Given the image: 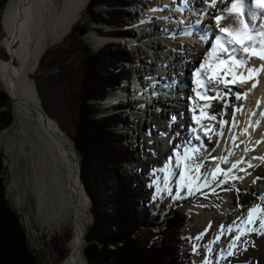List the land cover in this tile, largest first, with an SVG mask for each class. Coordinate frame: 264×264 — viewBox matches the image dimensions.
<instances>
[{"label":"bare ground","instance_id":"bare-ground-1","mask_svg":"<svg viewBox=\"0 0 264 264\" xmlns=\"http://www.w3.org/2000/svg\"><path fill=\"white\" fill-rule=\"evenodd\" d=\"M90 2L91 0H8L1 16L4 31L1 46L7 58L0 59V84L8 97L13 123L4 131L5 133L2 132L0 142L5 144L7 151L13 149L28 163L24 172L27 190L25 189L23 195L17 198L18 207L23 206L29 190L35 193L37 217L42 232L47 234L45 236H48L49 242L58 241L57 248L53 245L55 248L47 250L46 264H89L85 256V247L86 235L93 221L92 201L81 177L80 158L75 144L50 117L49 123L45 126L41 116L29 106V102L33 101L40 103L42 107L32 75L39 69L41 58L47 49L63 41L73 31L74 26L83 21V15ZM210 4L211 0L207 2L189 0L187 5L183 0H140L136 9L130 12L132 20L130 24L136 28V37L130 35L128 39H123L125 41L123 43L128 49L138 53L137 60L146 64L144 71L147 75L149 71L155 72L156 75H152L146 81L140 75L135 77L138 81L130 80L131 85H127L128 90L122 91L121 95L130 98L132 92L137 94L136 100H132L133 103L141 104L138 107L143 105L141 111L147 117L146 120L156 125L150 128L147 135L142 133L145 141L143 147L147 156L151 155L149 151L153 149L158 158H162L157 167L166 170L160 171L161 175L167 178L170 174L171 166L168 164L166 168L163 167L170 143L177 144L196 135L203 139L211 155L205 154L206 160L195 158L193 162H199L203 170L195 175L189 170V175L184 181L187 183L196 177V191L201 194L208 190L211 197L216 196L220 189L219 185L227 184V188L235 186L236 190L242 193L253 194L255 204L264 207V202L260 200L261 195H264V159H261L264 157V70L258 73L254 71L251 78L240 82L249 76V67L259 68L264 61L250 53L240 54L239 58L248 59V64L233 68L234 73H242L243 77L228 87L232 88V93H247L246 97L242 96L237 100L232 93L224 95L228 88L223 83L218 85L219 97L216 99L207 101L197 95V92L204 90L196 82L197 78H194L193 72L206 53L210 52L206 50L209 42L205 41V38L212 34L214 37L212 42H215V36H227L219 32V27L231 25L230 32L242 28L239 23L242 17L235 13L227 15L219 25L214 19L219 14L218 10L231 7L230 0L228 3L218 2L215 8L210 7ZM256 7L254 10L259 14L262 10ZM243 11L246 13L247 8L244 7ZM193 15L196 16L194 20ZM151 21L154 22L150 23ZM259 22L256 21L257 24ZM227 38L232 39L231 36ZM247 39L248 37L246 42ZM86 41L94 47H101L115 40L112 37L99 36L96 31H92L86 36ZM260 47L264 45L256 46V50L259 51ZM172 61L175 66L179 63L181 66L174 67L175 78H169L171 70L161 72L157 68L151 69V65L164 69L173 68ZM166 71L168 72L165 73ZM158 72H161L160 75ZM224 79L232 81L237 79V76L229 74ZM253 84L256 86L253 87ZM161 86H165L161 92L173 95L166 99L162 97L148 99L152 94L150 89L154 87V91L159 93ZM207 95L216 96V93L208 92ZM109 97L108 101L111 99L114 101L117 96L110 94ZM206 103H210L212 107L205 108ZM181 110H184V113H181ZM130 114L132 119L135 114L137 115L135 112ZM187 116H190L189 121ZM212 116H215V119H212ZM170 117L175 118L176 122H172ZM162 119L167 121L161 122ZM225 121L227 123H224ZM183 124L187 126L178 136L177 132ZM193 129L196 131L193 132ZM138 130L140 132L142 130L139 123L137 128H133V132ZM159 132L163 135L159 136L162 143H166L165 146L162 147L160 142L158 146L161 150L157 149V143L149 145L148 148L149 138L159 141V138L158 140L155 138ZM129 135L135 138L136 134ZM209 139H213V143ZM70 153L75 157V166L78 169V175L75 176L73 163L69 159ZM157 160L153 158L146 165L156 164ZM217 166L222 171L217 172ZM227 178L233 179L234 182L230 183ZM205 180L208 181V186L198 188ZM18 188L19 180L13 179L10 190L16 191ZM229 198L233 200L231 205L228 208L224 206L223 209L227 208L230 213L224 214L223 218L220 219L215 213L205 214L204 217L198 215L202 227L198 224L194 227L196 234L205 233L210 222L220 226L226 224L223 227L222 238L221 232L205 233L201 244L207 243L212 234L220 239L218 244L219 248H222L220 252L211 247L207 249L217 254L215 256L217 264H264V235L260 234L264 233V228L258 232L253 231L259 220L253 219L252 222H248L246 219L247 209L254 204L246 205L247 200L240 203L233 193ZM241 206L243 209L239 208ZM203 211L202 208L201 213ZM253 215L255 217L257 214ZM259 215L264 216V212ZM235 219L238 223L236 230L231 228ZM241 223L246 224L248 229ZM227 252H233L234 257L222 259Z\"/></svg>","mask_w":264,"mask_h":264},{"label":"rangeland","instance_id":"rangeland-1","mask_svg":"<svg viewBox=\"0 0 264 264\" xmlns=\"http://www.w3.org/2000/svg\"><path fill=\"white\" fill-rule=\"evenodd\" d=\"M7 2L8 0L3 4L4 0H0V59L7 58V54L1 46V40L4 36L1 16L5 10ZM139 2L140 0H91L83 15V21L74 26L73 31L63 41L51 45L47 49L41 58L39 69L32 75V78L37 85L43 109L47 115L59 125L62 132L73 141L75 147L78 143L80 144L81 141L79 140H82L81 136L84 133L85 124H88L91 120L101 122L100 128L96 126L97 133L91 129L88 130L92 134H90L91 138L89 139V143L84 146V148L88 149L90 152V157L86 160L85 177L87 179L88 187L95 195V200H98L102 195L106 197V200L104 201L105 205L103 207L105 215L109 217L113 216L115 213L114 201L112 200L116 194L115 190L121 181V177L126 180L129 176L132 177L133 175L139 179L141 189H138L137 187V190L143 195L138 201H134L133 203L131 200L127 199L123 202V206L125 208L131 206L133 209L134 206H137V203L139 206L145 207L151 205L156 200H161L163 197L166 198L170 196V203L174 207L175 213L182 216L181 220L186 217L189 219L188 224L182 229V236H187V239L189 240L191 259L194 264H205L206 261L208 264H217V260H215L217 254H213V250L214 248L215 250L218 249V252L222 250V248H219L218 246L220 239L215 238L212 234L209 241H206L207 243L201 244V240L206 235L205 233L211 232H221L222 238L223 228L221 226L225 227L226 224L224 223V225L220 226L218 224L214 225L210 222V226L205 233L202 232L196 234L194 227L198 225H201L200 227H202V223L198 217H204L207 214L215 213L220 219L223 218L224 214L228 211V206L231 205L233 201L229 198L232 193L237 196L240 203H244L247 200L245 203L248 206L255 205V196L247 192L242 193L236 190L235 186H228L227 188V184L224 186L219 185L220 189L215 197H211L210 191L208 190L199 194V191H196V177L190 180V182L186 183L184 181L182 185H180V181H174L168 185L162 180L160 181V179L157 180L159 177L156 176L158 177L156 178L153 176L155 171L152 172V170L156 168V171L159 172L157 164H159V161H161L162 158H158L156 151L153 149L149 151L151 154L149 156L144 153L143 143L145 141H143L144 137L142 133L147 135L148 132L150 133V128L156 126L146 120L147 117L141 111L144 106L142 105V107H138L141 106V104L134 103L130 106V108H133L129 110H126L128 107L126 109H124V107H119L116 109L114 108L113 110H107L104 108V102L106 101L107 103L108 97L112 92L119 91V88L124 85H126V90L127 85H131L130 80L138 81L135 77H138L139 75L144 77L146 81L149 79L147 76L152 77V75H156V73L149 71V75H147L144 71L146 64H142L137 60V52L132 53V59L136 61L135 65L133 64L131 66V63L129 62L131 60L122 59L123 54L130 51L123 43L125 42L123 41L124 38L120 42L111 43L108 44V46L94 47L86 41V36L90 34V32L96 31L99 36L112 37L116 41L119 38L114 37L124 36L125 34L123 32L122 34L121 31L128 30L132 37H136V28L132 27L130 24L132 22L130 12L136 9ZM61 3L62 1L59 4L61 5ZM60 7L61 6H59V9ZM132 15L134 16V14ZM152 22L154 21H151L150 23ZM132 29L135 31L134 34L132 33ZM110 30L112 31L110 32ZM143 44L145 45L146 42ZM93 54H98V59L96 58L97 60L89 61L90 56ZM179 64L176 66L181 67ZM171 65L173 68L169 67L165 69L151 65V69L157 68L161 72L162 70H171V73L173 74L175 73V70L173 69L176 66L173 64V61ZM161 72H158L159 75ZM105 86H110V89H107L105 93H102ZM86 88L88 89L87 92ZM0 91L5 94L3 100L4 106L0 109V113H9L12 116V125L13 114L8 106V97L3 91L1 84ZM101 93L105 94L104 97L99 98L98 100L90 99V101H87V98L90 95L93 94V97L96 98L97 96H101ZM121 93L122 91L120 94ZM170 95L173 94H168V96ZM169 101H166V103L169 104ZM123 109L124 112H122ZM189 110H191V106ZM133 112L137 113V115L135 114L132 119L130 113ZM181 113H184V110H181ZM187 119L189 121L190 116H187ZM165 121H167V119L161 120V122ZM174 122H176V120ZM138 123L142 126V130L141 132L138 130L134 133L133 128H137ZM132 126L133 128H131ZM186 126V124H183V126L179 128L180 130L177 132L178 136L183 133ZM160 132L155 136L156 139L159 138V141L156 142L149 138L148 148L154 143H157V149L161 150L160 146H158L160 142L162 143L159 136L161 135ZM131 133L136 134L135 138L132 137V135H129ZM138 133H140V135H137ZM1 134L2 133L0 132V135ZM130 137L133 139H130ZM209 141L213 143L214 140L209 139ZM165 144L166 143L163 142L161 144L163 145L162 147H164ZM217 144H219V140ZM76 150L80 158V164H82V162H84L83 155L77 148ZM0 153L3 162L2 176L5 185V200L19 218V224L25 231L26 241L31 255L36 259L37 264H46L48 256L47 250H52L58 246V241L49 242L50 240L48 236H45L47 234L42 232V227L37 217V199L35 193L29 190V195L24 199L23 206L20 208L17 204V198L20 195L22 196L26 189L24 172H26L28 163L20 156V154L13 151V149L7 151L5 144L1 142ZM153 158L158 159V162L147 166V162ZM197 164L201 165L199 162ZM201 170H203V166L201 167ZM190 171H192V175H195L194 169H190ZM200 173L201 171L199 174ZM13 179L19 180V188L16 191L10 190ZM227 179L230 183L234 182L231 178ZM227 179L225 181H227ZM154 180H157L158 184H154ZM126 182L129 187L131 184L129 182L132 181ZM157 188L161 189L159 193H157ZM169 188L172 190L171 194L168 192ZM205 193H207V195H205ZM98 196L100 197L98 198ZM153 197H155V199H153ZM92 200L93 199L91 198V201ZM224 206L227 208L223 209ZM93 208L94 200L91 205L92 216ZM202 208L204 210L203 213H201ZM228 213H230V211H228ZM160 214L165 216L167 210H163ZM238 219L241 220L239 217ZM152 222L154 223L156 221ZM95 225V218L93 216L92 224L86 235L87 243L85 247V256L89 264H91L87 257V251H89L92 256L91 261L94 262V264H104V258H99L95 251V249L101 248V244H99L98 240H96L92 234H95V231H97V229H94ZM237 226L238 223L235 219L231 224V228L236 230ZM164 229L165 225L157 227L147 223L141 227V230L135 237L143 241L145 245L155 239H157L155 241L158 242L159 236L157 235ZM249 231L250 230H248V232ZM214 240H217V242H214ZM209 247L213 250L208 251L207 249H209ZM109 248L112 250L115 249L114 246H109Z\"/></svg>","mask_w":264,"mask_h":264},{"label":"trees","instance_id":"trees-1","mask_svg":"<svg viewBox=\"0 0 264 264\" xmlns=\"http://www.w3.org/2000/svg\"><path fill=\"white\" fill-rule=\"evenodd\" d=\"M5 1L3 4H5ZM97 57L98 54H93L90 56L89 61L95 60ZM122 59L132 61V54L126 52L123 54ZM107 89H110V86H105L102 93H105ZM87 90L86 88V92ZM4 95L0 91V109L4 106ZM104 95L102 94L95 98L92 94L87 98V101H90V99L98 100L104 97ZM11 122L12 116L9 113H0V132L9 127ZM100 124L101 122L92 120L88 124H85L84 131L82 130L84 133L81 136L82 138L80 137L82 140H79L81 142L76 146L78 151L82 153L84 160L81 164V177L87 187V193L94 200L92 213L96 223L94 229H97V231H95V234H92L99 244H101L100 249H91H95L99 258H104V264H194L191 259L189 240L187 236H182V229L188 224L189 219L186 217L181 220L182 216L175 213L174 207L170 203V196L156 200L151 205L145 207H141L137 203V206L133 204V209L131 206L126 208L123 206V202L127 199L133 203L134 201H138L143 195L137 190V187L141 189L139 185L140 181L137 177L133 175L132 177L129 176V180L121 177V181L115 190L116 194L112 200L114 201L115 213L109 217L105 215L103 207L106 197L104 195L101 196L102 198L98 196L100 198L95 200V195L88 187L85 177L86 160L89 159L90 152L84 146L89 143L90 134H92L88 130L91 129L96 132V126L100 128ZM2 171L3 162L0 153V264H37L36 259L29 251L25 231L19 224V218L5 200V185ZM126 181H132L129 182L132 186L130 184L128 187ZM165 209L167 210V214L163 216L160 212ZM152 221L156 222L153 223ZM147 223L157 227L165 225V229L158 233V242L155 239L145 245L143 241L135 236H137L141 227ZM109 246H114L115 249L112 250ZM87 257L90 263L94 264L91 261L92 256L89 251H87Z\"/></svg>","mask_w":264,"mask_h":264},{"label":"snow or ice","instance_id":"snow-or-ice-1","mask_svg":"<svg viewBox=\"0 0 264 264\" xmlns=\"http://www.w3.org/2000/svg\"><path fill=\"white\" fill-rule=\"evenodd\" d=\"M184 4L187 5L189 0H183ZM207 2V0H206ZM228 3L229 0H211L210 7L215 8L217 3ZM231 7H225L222 10H218L219 14L214 17L217 25L223 19L227 18V15L235 13L237 16L242 17L239 20V23L243 26L239 31L230 32L227 27H219V32L231 36L232 39H228L227 36L217 35L215 36V44L212 45L211 51L206 53L202 61L194 68L193 76L196 79V82L199 84L200 88L203 89V92H197L198 96H202L207 101H211L219 97L218 85L223 83L228 92L224 95L232 93V88L228 87L229 84H235L237 81L243 77V74H237L233 72L234 67H244L248 64V59L239 58L240 53H250L251 55L257 56L262 61H264V47H260V50H256V46L264 45V0H230ZM252 5L258 6L262 11L258 14L252 7ZM243 6V7H242ZM247 8V12L243 11V8ZM260 22L257 24L256 21ZM246 37H248L246 42ZM250 58V57H249ZM231 62V63H230ZM207 65V67H206ZM264 70V63L260 65L259 68H248L249 76L244 78L240 82H245L246 79L251 78L252 72H259ZM223 73V75H221ZM232 74L237 76V79L232 81H227L224 79L225 76ZM256 84H253L255 87ZM208 92L216 93V96H208ZM235 95L236 99H241L242 96L246 97L247 93L235 92L232 93ZM222 99V97H220ZM227 106V105H225ZM205 108H211L210 103L204 105ZM215 119V116L211 117ZM174 119V118H173ZM195 119V117H194ZM224 123H227L225 121ZM196 129H193L195 132ZM223 135V133H220ZM200 139V137H197ZM190 151H199V149H191ZM181 159H184L183 157ZM264 159V157H261ZM226 162V158H225ZM251 166V165H250ZM187 167V166H186ZM202 166L197 164L196 171L199 172ZM235 167V165H233ZM166 169H159V171H165ZM217 172L222 171L219 166L216 169ZM170 175H175V173H170ZM184 180V175H181V183ZM154 184H158L157 180L153 181ZM208 186V181L205 180L203 185L198 186L204 187ZM230 190V189H228ZM161 191L160 188H157V193ZM171 188L168 189L169 194H171ZM191 191V188H190ZM215 192V189H213ZM207 195V193H205ZM155 199V197H153ZM260 200L264 202V195H261ZM243 207V206H241ZM264 212V207L261 204H255L247 209V220L252 222L253 219H258L259 224L253 231H259V229L264 228V216H260L259 213ZM253 214H257L255 217ZM223 228V226H221ZM264 235V233H260ZM239 239V237H237ZM205 264H208L206 261Z\"/></svg>","mask_w":264,"mask_h":264},{"label":"water","instance_id":"water-1","mask_svg":"<svg viewBox=\"0 0 264 264\" xmlns=\"http://www.w3.org/2000/svg\"><path fill=\"white\" fill-rule=\"evenodd\" d=\"M40 102V101H39ZM29 106L33 109V110H35V112L37 113V114H39L40 116H41V118H42V121H43V123H44V125L46 126L48 123H49V116L47 115V113L45 112V110L43 109V107H41V105H40V103H37V102H29ZM8 129L10 128V126L9 127H7ZM7 128L6 129H4L2 132H4V131H6L7 130ZM1 132V133H2ZM70 147H69V144L67 145V149H69ZM69 159L71 160V162L73 163V176H75V175H78V169H77V167L75 166V157L73 156V154L72 153H70L69 154Z\"/></svg>","mask_w":264,"mask_h":264}]
</instances>
